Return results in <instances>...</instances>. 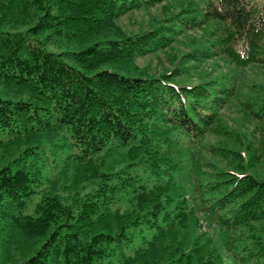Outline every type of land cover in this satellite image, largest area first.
Wrapping results in <instances>:
<instances>
[{"label":"trees","instance_id":"16d2710c","mask_svg":"<svg viewBox=\"0 0 264 264\" xmlns=\"http://www.w3.org/2000/svg\"><path fill=\"white\" fill-rule=\"evenodd\" d=\"M5 1L9 9L15 2ZM163 1L33 0L35 24L0 30V80L32 93L19 98L0 94V146L53 131L65 139L53 144L54 156L40 165L36 157L46 145L34 143L0 168V217L28 209L41 191L44 171L63 162H91L111 151L133 154L132 161L118 160L92 185L72 193L63 218L50 207L54 226L23 264H121L124 257L146 264L158 242L194 217L186 194L172 195L177 164L168 145H196L209 131L229 132L217 125L221 107L237 92L235 79L225 75L185 86L165 76H132L101 67L170 46L172 37L157 28L97 39L77 50L52 48L58 40L79 41L130 10ZM185 12L191 17L182 16L180 22L187 28L209 24L213 30L209 46L195 59L227 56L238 66L264 65V0H202ZM246 105L264 121V97ZM164 125L170 129L162 130ZM213 148L227 158H245L239 150ZM164 192L172 196L162 198ZM145 196L155 197L152 204L121 213ZM196 196L228 236L233 264H264V231L255 226L264 221V178L246 165L218 169L199 180ZM168 246L157 264H223L215 247L204 253L201 243Z\"/></svg>","mask_w":264,"mask_h":264},{"label":"rangeland","instance_id":"374dc122","mask_svg":"<svg viewBox=\"0 0 264 264\" xmlns=\"http://www.w3.org/2000/svg\"><path fill=\"white\" fill-rule=\"evenodd\" d=\"M201 1L165 0L158 5L130 10L121 15L112 26L96 34L74 42L58 40L52 47L57 51L77 50L97 39L115 37L116 34L140 35L157 28L172 37L170 46L138 56L131 62L108 63L101 67L116 69L132 76H165L169 81L185 86L225 75L236 81L237 92L232 100L221 107L217 125L229 132L209 131L196 145H168L170 156L177 164L178 185L172 188V195L186 194L195 208V215L171 232L165 241L158 242L146 264H157L160 259L164 260L168 245L175 248L199 243L204 245V253L210 250L208 248L215 247L223 264H233L227 245L228 236L202 209L196 196L197 183L204 177H211L218 169H238L241 165H246L250 172L264 178V121L252 116L246 105L253 97H264V65L250 63L238 66L227 56H200L195 59L209 46L213 30L211 31L209 24L187 28L180 22V18H190L191 14L185 11L193 9ZM37 18L38 9L33 0H15L10 9L5 0H0V30L29 27L35 24ZM0 94L10 98L32 95L30 89L2 80ZM161 129L168 131L170 127L164 125ZM63 137L64 133L57 134L53 131L4 144L0 146V168L11 163L26 147L34 143L46 145L36 157V162L40 165L44 159L54 156L52 152L57 146L54 147L53 144L62 143L65 140ZM214 146L242 151L245 158H227L215 151ZM118 160L121 164H126L133 160V154L111 151L91 162H63L57 168L44 171L41 191L34 195L28 209L23 214L10 212L9 215L0 217V264H23L49 236L54 226V214H49L48 209L51 207L60 216L63 215V218L70 195L75 191H82V185H92V181L97 179L102 170L117 166ZM15 164L13 162V166ZM164 193L162 198L172 196L169 192ZM154 198L141 197L121 213L131 211L132 208L146 207L152 204ZM116 222L114 215L109 225L112 230H115ZM255 226L264 231V221L255 223ZM138 262V258L124 257L120 263L139 264Z\"/></svg>","mask_w":264,"mask_h":264}]
</instances>
